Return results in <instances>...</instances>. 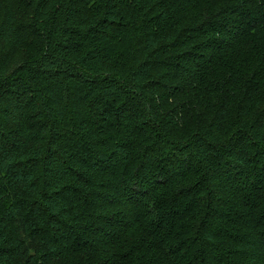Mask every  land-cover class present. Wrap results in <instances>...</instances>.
Segmentation results:
<instances>
[{
	"label": "trees",
	"instance_id": "1",
	"mask_svg": "<svg viewBox=\"0 0 264 264\" xmlns=\"http://www.w3.org/2000/svg\"><path fill=\"white\" fill-rule=\"evenodd\" d=\"M0 264H264V0H0Z\"/></svg>",
	"mask_w": 264,
	"mask_h": 264
}]
</instances>
